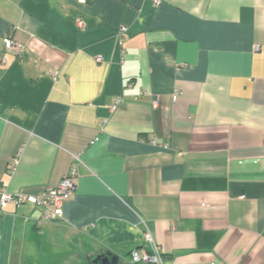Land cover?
Returning <instances> with one entry per match:
<instances>
[{"label": "crops", "instance_id": "obj_1", "mask_svg": "<svg viewBox=\"0 0 264 264\" xmlns=\"http://www.w3.org/2000/svg\"><path fill=\"white\" fill-rule=\"evenodd\" d=\"M71 166L59 220L2 208L0 264H146V233L162 264H264V0H0V187Z\"/></svg>", "mask_w": 264, "mask_h": 264}, {"label": "built area", "instance_id": "obj_2", "mask_svg": "<svg viewBox=\"0 0 264 264\" xmlns=\"http://www.w3.org/2000/svg\"><path fill=\"white\" fill-rule=\"evenodd\" d=\"M80 3H84L87 0H78ZM158 1V0H154ZM125 28L121 27L119 33ZM4 46L7 49H16L18 52L23 50V43L18 39H13L11 37L4 38ZM96 60H101L102 56H96ZM173 98L177 97L174 93ZM120 101L117 98L109 106L110 108H115ZM157 101L153 102V106L156 107ZM77 158L76 155H74ZM17 159L14 158L12 161V167L16 164ZM76 176V167L71 166L70 170L65 173L57 182L56 185L48 188H44L39 192L30 193L25 191H8L4 187H0V212L2 207L8 203L20 206L24 203H29L34 207L40 209V219L44 222H50L54 220H59L62 217V207L64 201L69 197L72 189L74 188ZM146 240L149 242V248H134L130 251V261L131 262H141L146 264H162L163 258L160 253L159 247L154 242L150 233H146Z\"/></svg>", "mask_w": 264, "mask_h": 264}, {"label": "water", "instance_id": "obj_3", "mask_svg": "<svg viewBox=\"0 0 264 264\" xmlns=\"http://www.w3.org/2000/svg\"><path fill=\"white\" fill-rule=\"evenodd\" d=\"M91 260H92V264H120L121 263V261L118 260V257L112 255V253L110 252L98 253L93 258H91Z\"/></svg>", "mask_w": 264, "mask_h": 264}, {"label": "rangeland", "instance_id": "obj_4", "mask_svg": "<svg viewBox=\"0 0 264 264\" xmlns=\"http://www.w3.org/2000/svg\"><path fill=\"white\" fill-rule=\"evenodd\" d=\"M75 177H76V176H75ZM30 205H31V204H30ZM32 206H33V205H32ZM3 207H4V206H3ZM3 207H2V208H3ZM33 207H34V206H33ZM39 219H40V218H39ZM40 220H41V219H40ZM41 221H42V220H41Z\"/></svg>", "mask_w": 264, "mask_h": 264}, {"label": "bare ground", "instance_id": "obj_5", "mask_svg": "<svg viewBox=\"0 0 264 264\" xmlns=\"http://www.w3.org/2000/svg\"><path fill=\"white\" fill-rule=\"evenodd\" d=\"M98 56H100L101 57V55H98ZM100 61V60H99Z\"/></svg>", "mask_w": 264, "mask_h": 264}]
</instances>
